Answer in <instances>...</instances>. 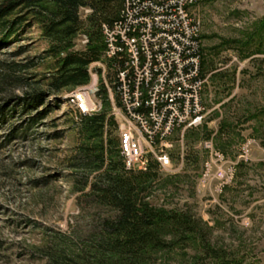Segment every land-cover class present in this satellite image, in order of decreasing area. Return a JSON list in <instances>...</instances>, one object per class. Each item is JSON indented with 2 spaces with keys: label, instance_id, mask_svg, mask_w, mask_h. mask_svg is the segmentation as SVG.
<instances>
[{
  "label": "rangeland",
  "instance_id": "obj_1",
  "mask_svg": "<svg viewBox=\"0 0 264 264\" xmlns=\"http://www.w3.org/2000/svg\"><path fill=\"white\" fill-rule=\"evenodd\" d=\"M90 9L80 10L85 22ZM192 12L202 26L207 115L184 135L175 131L172 167H159L142 202L194 214L215 252L206 256L198 236L188 248L160 251L155 264H196L201 256L209 264H264V0H199ZM84 35L85 30L78 33L72 50L87 47ZM51 47L33 23L20 42L0 48V103L10 99L21 107L28 94L49 90L48 77L57 63L48 56ZM103 54L100 88L104 69L110 84L115 77ZM13 62L37 66L17 74L22 81L5 82ZM76 88L47 96L38 110L17 109L0 125V264H100L103 258L91 239L114 211L95 202L82 184L87 172L73 166L85 148L101 140L82 130L81 115L67 102ZM100 99L105 104L103 92ZM109 100V113L118 122L114 104L119 97L114 93V101ZM48 106L51 111L29 127V117ZM210 138L226 161L236 164L229 185L213 178L202 182L211 155L201 144ZM104 140H114L120 149L119 129L105 133ZM242 152L248 161L239 160Z\"/></svg>",
  "mask_w": 264,
  "mask_h": 264
},
{
  "label": "trees",
  "instance_id": "obj_2",
  "mask_svg": "<svg viewBox=\"0 0 264 264\" xmlns=\"http://www.w3.org/2000/svg\"><path fill=\"white\" fill-rule=\"evenodd\" d=\"M84 7L93 10L86 22L80 16ZM118 13L119 4L114 0H0V48L20 42L27 28L38 23L45 38L52 43L48 56L57 60L56 71L48 77L49 90L28 94L21 99V107L20 103L10 99L0 103V125L17 109L22 112L38 110L47 96L88 83L90 64L101 59L105 50L102 25L116 19ZM82 30L88 34L89 43L84 50H72L74 39ZM32 66L37 63L13 62L3 81H22L17 74ZM102 92L106 97L104 110L81 116L82 130L101 140L97 145L85 148V153L73 165L87 172L82 184L90 188L95 202L114 211V215L92 235L93 249L103 257L100 264H155L160 251L175 246L188 248L198 236L204 241L203 253L212 255L215 251L207 236V228L194 214L180 210L161 211L142 202L158 176L159 165L151 162L147 171L127 170L115 141L105 144V133L112 135L118 129V122L109 113L111 101L104 84L100 94ZM51 109L48 106L39 115L30 116L29 127L38 123ZM90 174H95L93 180ZM196 264L209 263L201 256Z\"/></svg>",
  "mask_w": 264,
  "mask_h": 264
},
{
  "label": "built area",
  "instance_id": "obj_3",
  "mask_svg": "<svg viewBox=\"0 0 264 264\" xmlns=\"http://www.w3.org/2000/svg\"><path fill=\"white\" fill-rule=\"evenodd\" d=\"M118 17L102 25L103 59L115 77L105 86L114 104L120 134V154L130 171H147L151 162L172 167V137L201 126L206 118L202 26L192 12L199 0H114ZM92 9H90L91 11ZM84 43L89 42L84 35ZM105 68V66H104ZM90 80L67 95L79 115L103 109L100 99V60L89 66ZM202 147L210 153L203 181L216 179L221 186L236 177V164L226 161L213 138ZM247 152L239 160L248 161ZM238 164V163H237Z\"/></svg>",
  "mask_w": 264,
  "mask_h": 264
}]
</instances>
